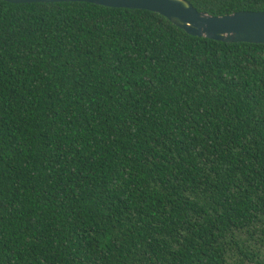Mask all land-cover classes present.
<instances>
[{"label":"trees","instance_id":"16d2710c","mask_svg":"<svg viewBox=\"0 0 264 264\" xmlns=\"http://www.w3.org/2000/svg\"><path fill=\"white\" fill-rule=\"evenodd\" d=\"M0 264H264V45L0 0Z\"/></svg>","mask_w":264,"mask_h":264},{"label":"water","instance_id":"95a60500","mask_svg":"<svg viewBox=\"0 0 264 264\" xmlns=\"http://www.w3.org/2000/svg\"><path fill=\"white\" fill-rule=\"evenodd\" d=\"M12 4L86 2L109 8L140 9L166 18L194 37L224 43L264 45V11H238L212 16L197 11L187 0H4Z\"/></svg>","mask_w":264,"mask_h":264}]
</instances>
